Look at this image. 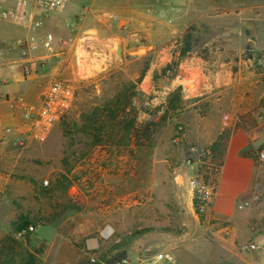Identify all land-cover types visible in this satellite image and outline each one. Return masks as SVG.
<instances>
[{"label":"rangeland","instance_id":"374dc122","mask_svg":"<svg viewBox=\"0 0 264 264\" xmlns=\"http://www.w3.org/2000/svg\"><path fill=\"white\" fill-rule=\"evenodd\" d=\"M9 2L10 8L24 7L23 0ZM71 3L73 22L88 30L78 54L82 70L75 79H58L74 85L75 102L45 141H0V233H13L21 217L36 224L19 250L36 253L38 264H107L120 252L129 258L168 254L170 246L184 250L200 237L203 217L189 182L216 183L233 127L212 144L199 141L203 129L183 119L188 106L197 103L204 117L218 101L207 94L186 99L174 81L186 60L200 59L213 71L222 61L264 56L235 15L242 10L244 17H264V0ZM100 53L103 61L84 70ZM132 95L118 134L108 128L103 143L94 144L84 131L88 119L110 100ZM231 106L219 102L220 110ZM259 112L243 113L240 123L245 127ZM210 114L200 126L204 134L224 115ZM133 117L157 123L153 138L143 139L140 148L125 141L130 135L123 126ZM219 140L221 147L214 145Z\"/></svg>","mask_w":264,"mask_h":264},{"label":"crops","instance_id":"0c3cea01","mask_svg":"<svg viewBox=\"0 0 264 264\" xmlns=\"http://www.w3.org/2000/svg\"><path fill=\"white\" fill-rule=\"evenodd\" d=\"M6 6L10 8V2ZM73 7L74 4H69L44 20L43 27L37 30H31L26 24L11 18L0 20L2 143L17 144L19 134H8L6 131L9 128L17 127L23 133L28 132V126L18 115L20 102L39 104L43 91L54 80L75 79L80 75L82 68L78 54L88 30L73 22ZM22 8L33 18L40 17L29 5ZM242 14L241 10L235 15L241 24L249 27L255 40L254 48L264 52V17H244ZM48 33L54 36V52L38 48L27 54L22 53L20 41L32 44ZM99 55L96 62L83 64L84 70L101 63L105 55ZM255 63H259V67ZM25 68L30 70L29 73ZM182 68L184 72L174 82L182 87L185 98H195L202 94L216 97L218 102L210 109V113H224L223 118H215L210 128L212 131L204 134L205 129L200 126L208 124L212 119L211 114L204 117L198 115L197 103L188 106L190 111L183 119L187 126L198 128L199 131L203 129L201 137L205 135V138H198L199 141L212 144L226 127L232 126L233 131L225 139L215 201L209 213L201 218L200 237L184 250L170 246L168 254L173 260H156L153 264H264V249L249 252L242 250L245 244L264 241V162L258 159L259 152L264 151L263 57L248 60L239 56L233 61H222V65L213 71L207 69L202 60L192 59L186 60ZM221 101L229 102L231 108L220 110ZM254 109L260 112L243 127L240 116ZM26 138L32 140L29 136ZM4 236L6 234L0 233V240ZM141 255L139 257L132 253L130 264H146L148 254Z\"/></svg>","mask_w":264,"mask_h":264},{"label":"built area","instance_id":"2783aa9c","mask_svg":"<svg viewBox=\"0 0 264 264\" xmlns=\"http://www.w3.org/2000/svg\"><path fill=\"white\" fill-rule=\"evenodd\" d=\"M24 5L39 13L38 19L33 18L24 9L20 8H7L9 0H0V20L13 19L18 20L26 24L31 30H37L43 27L44 20L50 18L54 14L64 9L72 0H23ZM74 26V25H72ZM20 46L23 54H27L30 50H36L42 48L49 52L55 50L54 36L50 33L46 34L43 39L35 42L28 43L20 41ZM263 61H264V56ZM29 73V69H24ZM75 102V88L74 85L68 81H62L60 79L54 80L49 87H47L41 96L39 104L27 105L20 102L18 115L21 116L25 125L28 126V132H21L19 128L7 129L8 134L17 133V144L26 143L28 138L38 141H45L51 128L71 109ZM258 159L264 162V151H260ZM193 197L195 200V208L199 215L206 216L211 210L215 197H216V183L210 184L203 180L192 178L189 182ZM30 230H33L32 228ZM18 238L22 237L19 233ZM264 249V241L261 243H248L242 246V250L257 251ZM169 260L172 261V257L169 254H159L154 257H148L146 264H153L154 261ZM130 259L126 258L117 264H130Z\"/></svg>","mask_w":264,"mask_h":264},{"label":"trees","instance_id":"16d2710c","mask_svg":"<svg viewBox=\"0 0 264 264\" xmlns=\"http://www.w3.org/2000/svg\"><path fill=\"white\" fill-rule=\"evenodd\" d=\"M133 99V95L127 96L124 100L121 98H115L106 103L101 111L97 110L94 113V117L88 119L87 124L84 126L86 135L92 137L94 144L99 145L103 143V136L108 133V128L114 135L118 134L117 129L120 128L118 119L121 114L125 113L126 106ZM127 99V101H126ZM107 123H111L107 126ZM121 123V122H120ZM157 123L154 121H143L138 123L136 117L127 121L123 126V130L129 134L130 138H125L130 146L135 145L137 148L143 147L144 144L141 141L144 139L153 138L156 133ZM121 129V128H120ZM148 141V140H147ZM217 147H221L220 140L214 144ZM64 191V190H63ZM66 196V190L64 191ZM36 224L30 222L27 217H21L19 221L12 224L13 233L4 236L0 240V264H38L36 253L25 251L22 255L19 249L22 244L20 241L29 239L36 229ZM33 230H30V229ZM21 233L22 237L18 238V234ZM127 252H120L114 255L107 264H117L126 259Z\"/></svg>","mask_w":264,"mask_h":264},{"label":"bare ground","instance_id":"6f19581e","mask_svg":"<svg viewBox=\"0 0 264 264\" xmlns=\"http://www.w3.org/2000/svg\"><path fill=\"white\" fill-rule=\"evenodd\" d=\"M109 234H110V230H107V231L104 232V235H105V236H107V235H109Z\"/></svg>","mask_w":264,"mask_h":264},{"label":"water","instance_id":"95a60500","mask_svg":"<svg viewBox=\"0 0 264 264\" xmlns=\"http://www.w3.org/2000/svg\"><path fill=\"white\" fill-rule=\"evenodd\" d=\"M117 54L120 55V50L119 49L117 50Z\"/></svg>","mask_w":264,"mask_h":264}]
</instances>
